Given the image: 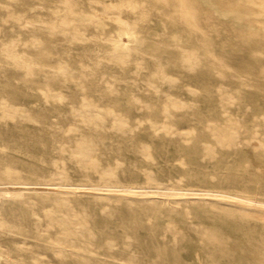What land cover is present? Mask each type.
<instances>
[{"label": "rangeland", "instance_id": "rangeland-1", "mask_svg": "<svg viewBox=\"0 0 264 264\" xmlns=\"http://www.w3.org/2000/svg\"><path fill=\"white\" fill-rule=\"evenodd\" d=\"M68 1L79 28L67 40L48 34L62 0H0L30 21L22 27L0 12V169L8 164L17 177L0 182V264H264V3L192 0L200 28L185 26L175 43L198 59L173 69L176 51L160 40L163 29H178L171 11L139 22L152 1L122 6V28L92 13L110 0ZM151 58L167 83L149 75ZM46 61L74 74L95 69L75 90L67 78L47 80ZM150 79L166 94L156 98ZM50 90L85 93L95 109L71 117ZM100 122L127 124L132 135L97 134L96 125L98 145L85 147L83 165L66 162L60 143L74 126ZM57 167L61 185L45 180ZM167 185L190 190L160 189ZM72 224L78 247L59 240Z\"/></svg>", "mask_w": 264, "mask_h": 264}, {"label": "bare ground", "instance_id": "bare-ground-1", "mask_svg": "<svg viewBox=\"0 0 264 264\" xmlns=\"http://www.w3.org/2000/svg\"><path fill=\"white\" fill-rule=\"evenodd\" d=\"M19 1V0H17ZM145 0H121V1H107L103 4L104 10H98L95 9L92 11V13H100L104 14L106 16H111L118 24L122 25V28L125 27L127 20L122 17L120 13V8L122 6H130L133 8L134 6H141ZM152 1L154 5L152 4L153 10L150 12H142L139 11V15L137 17V20L139 22H144L143 19L145 16H153L154 13H158L159 17L161 18L162 16L166 15L171 11V14L168 18V21L172 24H177L178 29H171L169 31H166L163 29L161 31V47H166L169 46V48H174L176 51V56L172 58L169 62V66L171 68H176L182 65L183 67L190 65L193 60L198 59L197 51L195 49H192L188 45H185L186 43L183 42L182 44H177L175 43L176 41V33H184L185 32V26H190L192 29L197 30L199 27L198 21H197V9L195 8L194 2L192 3V0H148ZM256 4H263L264 0H255ZM196 2V1H195ZM62 3H64V9L65 11L60 15V22H53L51 25H49V31L48 34L51 35V33L54 32H59L60 34L63 35L64 38L67 40L69 39L68 33L69 31L78 29L79 26L75 22V20L78 18L76 14L78 13L77 11H74L73 4H70L68 0H62ZM198 5V2H196ZM40 6H42L40 4ZM43 7V6H42ZM48 8L53 9L55 12H57L55 5L53 4L51 7L48 6ZM264 10V9H263ZM262 10V11H263ZM0 12L3 14L4 20H7V18H14L18 21L21 22V26L25 27L27 26L30 21L29 19L24 17L23 12H11V9L6 8L4 3H0ZM92 22H95L93 15L90 17ZM180 24L183 26L181 27ZM10 46L11 44V39L7 42ZM37 46V45H36ZM11 50V47L9 48ZM122 50V49H121ZM62 51H65L67 53V48L62 49ZM125 52V51H124ZM116 54L115 53H110L108 57H111L113 60L115 58ZM35 58H29L30 62L36 63ZM117 60L120 62H123L124 58H121L120 56L117 57ZM159 58H151V63L152 66H150V74L152 77H154L155 80L158 81L160 84L161 82H166L165 81V71L164 67L162 66V63L159 62ZM210 61V60H208ZM199 63V62H198ZM213 63L210 61V64ZM46 69L49 70L48 74L45 75L47 80L55 79L57 77H61L62 79H69L72 82L70 83V87H74L75 90L78 88L82 89V86H85L86 83L83 81V79H87L92 76V73L94 71V67L91 66L90 69L86 72H82L79 74H74L72 71V68L69 67L68 65H59L55 66L51 61H46L43 64ZM152 79L148 81L149 85L151 86V92L155 93L156 98L160 97V94L165 95L166 92L163 90L161 87H156V83L153 81L151 82ZM167 83V82H166ZM46 86L47 89H50V84L49 81H46ZM112 83L108 82L107 85L110 86ZM51 91V95L53 98H55L57 101H65L66 103H69V111H71V117H76L80 116L77 111H93L95 108L89 107L87 105V102L89 101L88 97L85 96V93H82L80 99H75L73 98L72 94L66 96L63 93H55L53 90ZM78 102V105H75L73 102ZM0 106L3 108L6 107V104L0 101ZM8 110H5V113ZM1 114V113H0ZM4 114V113H3ZM92 116V114L87 113V116ZM106 117H114L112 114H106ZM101 124V125H100ZM96 125H100V131L97 134H107L109 137H111V133H115L117 137L121 138H128V136L132 135L131 129L129 125H123L119 122H109L107 123H93L92 125V130H83L82 125L74 126V129L70 131V134H72V138L70 140H67L64 143H60L65 151V161L69 162H79L78 165L82 164L83 165V160L87 159L91 151H87L85 149L89 147H95L97 143V134L95 135V128ZM95 127V128H94ZM67 128H65V131ZM57 131V130H56ZM56 131H53V135H56ZM61 132V131H60ZM58 133V132H57ZM95 136V137H94ZM137 149L141 150V147H136ZM139 152V151H138ZM142 152V151H140ZM61 163L63 161L61 160ZM64 167L63 165H60ZM62 168V167H61ZM61 168H54L52 169V178L45 179V180H52L53 184L56 185H61L64 182L65 178L60 175ZM101 170V168H100ZM14 171H12V168L10 165L6 164L2 169H0V182L2 181H9L12 179H17V177H13L11 174ZM106 182V181H104ZM83 185V184H82ZM84 185L87 186H93V187H99V184L97 183H84ZM104 185V184H103ZM104 186L109 187V184H105ZM164 191L170 192V193H180V192H187L189 189H184L181 187H175V185H167L164 186L163 188ZM144 190H149L147 188H144ZM199 190V189H198ZM193 191V190H192ZM201 193V190H199ZM190 192V191H188ZM195 192V191H194ZM202 193H211V194H224V195H229L232 196V198L235 199V197L238 199H242L244 201L248 200L249 201H254L253 199H250L248 197H243L239 196L236 194H229L226 192H218V191H213L210 189H204L202 190ZM84 225V224H83ZM73 224L72 225H63L62 229V239H59L61 241L66 242L69 246L74 247V246H79L78 243H75L76 237L78 236L77 230L73 229ZM83 234V233H81ZM66 239H65V238ZM56 239V241H59ZM55 242V241H53Z\"/></svg>", "mask_w": 264, "mask_h": 264}]
</instances>
